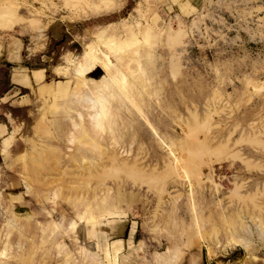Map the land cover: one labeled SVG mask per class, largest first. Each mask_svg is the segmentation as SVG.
<instances>
[{"label":"rangeland","instance_id":"rangeland-1","mask_svg":"<svg viewBox=\"0 0 264 264\" xmlns=\"http://www.w3.org/2000/svg\"><path fill=\"white\" fill-rule=\"evenodd\" d=\"M68 1L0 0V264H264V0Z\"/></svg>","mask_w":264,"mask_h":264},{"label":"bare ground","instance_id":"bare-ground-1","mask_svg":"<svg viewBox=\"0 0 264 264\" xmlns=\"http://www.w3.org/2000/svg\"><path fill=\"white\" fill-rule=\"evenodd\" d=\"M66 1H68V0H66ZM70 1V3L71 4H73V3H75V2H77V1H74V0H69ZM68 1V2H69ZM71 1H74L73 3L71 2ZM79 1V0H78ZM107 1V0H106ZM80 2V1H79ZM86 2H87V0H86ZM90 2H92V3H90L91 5H92V10L95 8H97V5H104V4H106V2L103 4V0L102 1H100V2H102V4H95V3H97V2H94V1H90ZM94 2V3H93ZM110 2V1H109ZM43 3V2H42ZM79 4V3H78ZM83 4H84V2H83ZM93 4H95L94 6V8H93ZM108 4V3H107ZM139 5V4H138ZM138 5H136L137 7H138ZM73 6V5H72ZM84 6H87L86 5V3H85V5ZM83 6V7H84ZM90 6V5H89ZM105 6H106V8H105ZM105 6H103L102 7V9H101V7L100 6H98V8L100 7V9H97V11H95V9H94V11L93 12H91L92 13V15L94 14V13H98V10H101L100 11V13L101 14H103V13H109V12H111L113 9H110L107 5H105ZM110 6V5H109ZM112 6V5H111ZM78 7V6H77ZM76 7V8H77ZM91 7V6H90ZM89 7V8H90ZM136 7V8H137ZM78 9V8H77ZM81 9H82V7H81ZM85 9H88V8H85ZM135 8H133L132 10L133 11H135V12H137L138 11V9H135ZM78 10H80V9H78ZM83 10V9H82ZM88 10H90V9H88ZM140 10V9H139ZM78 12V11H77ZM84 14H86L85 13V10L84 11H82ZM78 13H80V12H78ZM84 14H82V15H84ZM76 15H77V13H76ZM118 23V21H109V22H106V23H99V24H96V25H94L93 26V28L92 29H96V31L93 33V35H94V41L95 42H99V40H103V39H105L104 37H108L110 34H113V33H115V31H116V29H119L118 27H117V24ZM119 23H120V27L122 28V30H125V29H127L128 27H130L131 26V24L125 19V18H122L120 21H119ZM169 25V24H168ZM181 29V28H180ZM176 33H177V35H180V33H179V31H176ZM175 33V34H176ZM174 34V35H175ZM177 35H176V38H177ZM180 37V36H179ZM102 38V39H101ZM109 38H111V36H109ZM171 39V38H170ZM173 40V39H172ZM175 40H177V39H175ZM174 40V43L176 42ZM91 41V40H90ZM90 41H88L87 42V44H85V49L83 50V52L81 53V57H83V60H80V61H83V63H82V65L78 62V64H80V65H78V66H81V67H84V69H86V70H83V72H81L82 71V69H81V67H78L77 65V67H75V68H77V70L79 69V71L81 72V73H79V76H81V77H79V79H80V82L77 84V85H79V86H83L85 89H87L88 90V92L89 93H91V91L93 92L94 91V94H83V92L82 93H77L76 95L79 97V96H82V97H84V98H88L89 96H91L92 97V95H97V96H99L100 94H98L97 92H99V91H102L106 86H107V84H109V77H114L115 76V73H113V72H119L120 71V69H117V68H115V66L114 65H110V66H112L115 70H113V71H111L109 68H108V66H109V63H108V60H107V63H105V64H107L106 65V68H105V74H104V76H102V77H100V78H93V77H91V76H89L88 74L90 73V71H88V70H90V69H88L87 67H90L91 68V66L93 65L92 63H90L89 62V60L88 59H86L87 57L89 58L92 54H94L92 51L93 50H95L94 48H93V46H94V44L91 46V44L89 43ZM107 41H109V40H107ZM173 42V41H172ZM172 42H170V40H168V44L171 46L172 45ZM171 43V44H170ZM91 47H92V49H91ZM171 48V47H170ZM89 54H90V56H89ZM96 54V53H95ZM92 57H95V58H92ZM91 57V60L93 61V59H99L100 60V58L99 57H97V54L95 55V56H92ZM67 60V59H66ZM94 60V61H95ZM85 61H87V64H85ZM94 61H93V63H94ZM67 62H69V59L67 60ZM90 64H92V65H88L89 63ZM86 65H88V66H86ZM119 65V64H118ZM75 66V65H74ZM103 66V65H102ZM119 68H120V66H119ZM59 69V68H58ZM77 70H75V73H78L79 71H77ZM103 71V72H104ZM40 74H41V72H39ZM81 74V75H80ZM37 75V74H36ZM36 75H35V77H36ZM117 75V74H116ZM78 79V78H77ZM76 87H78V86H76ZM92 89V90H91ZM95 93H97V94H95ZM85 95H87V96H85ZM76 96V97H77ZM103 168V167H102ZM129 174H130V172H129ZM143 177V176H142ZM131 178V177H130ZM145 178V177H144ZM143 178V179H144ZM141 179V178H140ZM142 179V180H143ZM208 182V183H210L211 185H212V188L214 189V191H218V189H220L221 188V185H219L217 182H215V181H213V179H211V178H209L207 175H205L204 176V178H202V180H200V182L201 183H204V182ZM201 183H198V184H201ZM189 188V187H188ZM189 191V190H188ZM231 194L233 193V190H230L229 191ZM216 193V192H215ZM220 201V200H219ZM66 215V214H65ZM48 216H50V214L48 215ZM91 216H93V214H91L90 215V217ZM50 219H48L47 220V222L48 223H50L51 224V222H52V217H49ZM74 229L75 228H72L71 229V231L70 232H74ZM141 243H139V245H140ZM138 245V246H139ZM209 248H211V247H209ZM81 251H85L84 253L85 254H83L82 255V253L83 252H81V255L82 256H84V258L85 257H89V259H91V257H92V259H94L93 257V254L89 251V250H87L86 248H81L80 249ZM207 250H209V249H207ZM211 250V249H210ZM209 250V251H210ZM208 251V255H212V253H213V251H210L209 252ZM210 253V254H209ZM91 254H92V256H91ZM88 259V258H87Z\"/></svg>","mask_w":264,"mask_h":264},{"label":"crops","instance_id":"crops-1","mask_svg":"<svg viewBox=\"0 0 264 264\" xmlns=\"http://www.w3.org/2000/svg\"><path fill=\"white\" fill-rule=\"evenodd\" d=\"M121 19H122V18H121ZM15 46H16V45H15ZM11 49H12V48H7V50H4V51L1 52V53H3L5 59L8 58V56L10 55V54H9V50H11ZM17 53H18V50H14V51H13V53H12L13 58H15V55H17ZM13 58H12V59H13ZM0 126H3V125L0 124ZM2 130H4V133L7 132V131L5 130V128L2 129V128L0 127V132H1V133H3ZM181 264H182V263H181Z\"/></svg>","mask_w":264,"mask_h":264}]
</instances>
